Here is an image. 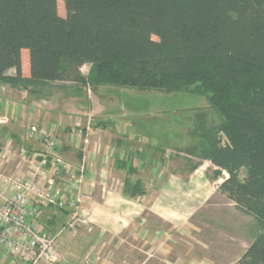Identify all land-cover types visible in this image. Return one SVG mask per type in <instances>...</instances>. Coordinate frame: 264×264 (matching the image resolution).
Segmentation results:
<instances>
[{"label":"trees","instance_id":"obj_1","mask_svg":"<svg viewBox=\"0 0 264 264\" xmlns=\"http://www.w3.org/2000/svg\"><path fill=\"white\" fill-rule=\"evenodd\" d=\"M57 3L0 0V83L33 93L194 86L220 121L188 154L226 175L218 192L253 222L235 264H264V0H63L64 16ZM128 173L124 193L143 196Z\"/></svg>","mask_w":264,"mask_h":264},{"label":"crops","instance_id":"obj_2","mask_svg":"<svg viewBox=\"0 0 264 264\" xmlns=\"http://www.w3.org/2000/svg\"><path fill=\"white\" fill-rule=\"evenodd\" d=\"M14 74V70L7 73L8 76ZM49 92L13 90L0 83V162L7 158L0 167V187L7 189L3 184L4 178L15 175L27 177L32 174L34 167L40 166V156L47 149L43 139L37 134L28 137L31 127L45 131L50 140L57 141L54 152L80 180L73 193L81 198L79 214L88 223L87 227L77 228L75 234L67 231L59 233L70 221L68 209L62 210V207L54 205L41 208L37 226L56 236L58 255L69 264H82L89 247L99 245L101 237H104L107 242H101L99 252L109 242L125 239L135 242L140 259H136L133 264H211L199 254L198 248L204 250L205 245L195 231V220L208 201L204 180L191 181L192 184L182 187L173 186V176L164 175L154 169V166L150 168L144 164L148 167L147 170L140 163L139 170L136 171L137 177L147 173L148 178L153 181L148 183L149 187H143V196L130 198L124 193L122 178L126 177V172L119 174L112 156V139L121 137L106 133L108 126L104 124V139H94L92 133L88 135L89 139H83V144L77 145V141L70 138L74 137L70 128L74 129L77 124L68 117L67 101L60 100V97L56 98L54 93L51 95ZM62 109L66 111L63 112ZM61 118H69L71 121L63 119L65 124L61 122ZM136 152L142 160L145 159V163H154L155 157L153 160L150 157L160 153L159 149L148 144L145 149L142 147L136 149ZM208 166L215 171L212 165ZM43 169L48 176H53L54 167L51 164H46ZM197 171L193 170L190 175H196ZM157 177L161 178V182L154 181ZM69 180L67 171L59 173L54 179V189L58 190L63 200L70 198L66 189ZM79 229H83L84 234L76 237ZM189 234L193 235L192 239ZM0 264L19 263L0 249Z\"/></svg>","mask_w":264,"mask_h":264},{"label":"rangeland","instance_id":"obj_3","mask_svg":"<svg viewBox=\"0 0 264 264\" xmlns=\"http://www.w3.org/2000/svg\"><path fill=\"white\" fill-rule=\"evenodd\" d=\"M57 2L58 14L64 16L63 0ZM23 54L28 70L27 52L24 51ZM90 68V65H84L81 73L87 76ZM66 88L49 90V93H54L56 98L60 97V100L68 103L67 111H62L68 112V117L77 124L74 129L70 128L74 135L70 138L77 141V145L83 144V139L90 138L87 136L88 132L89 135L94 133V139L103 138L102 126L107 124L106 133L121 137L112 139V156L119 174L126 172V177H121L124 182L130 179L128 172L134 170L135 173L131 176L133 183L137 180L144 189L149 187L148 183L153 180L148 178L147 173H143L140 178L136 175L140 163L147 170L148 167L144 164L150 168L154 166V169L164 175L173 176V186L182 187L190 185L191 181L204 180L208 201L206 200L199 211L201 215L195 220L196 236L205 245L204 250L198 248L199 254L211 264H235L251 242L254 226L250 218L237 212L233 204L218 192L217 188L226 175L223 173L220 178L215 179L214 171L206 161L188 154V150L198 141L197 136L203 132L202 128L217 126L220 121L207 100L194 92V86L172 94L138 92L108 86H87L79 91L69 85ZM63 119L71 121L69 118H61V122H64ZM146 144L159 149L160 153L149 156L150 159L155 157L154 163L143 162L145 159L142 160L136 152V149H145ZM193 170L198 171L192 176L190 173ZM244 175L245 170L240 172V178ZM154 181L161 182V178L157 177ZM82 233L83 229H79L76 237ZM189 236L192 239L193 235ZM100 241L107 242V239L101 237ZM101 242L97 245L98 249ZM107 245L98 256L104 262L133 264L136 259H140L135 248L137 244L131 240L113 241Z\"/></svg>","mask_w":264,"mask_h":264},{"label":"built area","instance_id":"obj_4","mask_svg":"<svg viewBox=\"0 0 264 264\" xmlns=\"http://www.w3.org/2000/svg\"><path fill=\"white\" fill-rule=\"evenodd\" d=\"M36 134L43 139L47 149L40 156V166L34 167L32 174L27 177L15 175L4 178L3 184L7 191L0 187V249L19 264H69L56 251V236L40 230L36 222L42 207L54 205L68 209L71 214L69 223L59 233L67 231L75 234L77 228L87 227V221L79 214L82 200L73 193L80 180L54 152L57 141L50 140L45 131L31 127L28 137ZM6 160L0 162V167ZM48 163L54 167L53 176H48L43 169ZM65 171L70 177L69 184L66 185L70 198L63 200L58 190L54 189V179ZM99 251L97 244L89 247L82 264H110L100 260Z\"/></svg>","mask_w":264,"mask_h":264}]
</instances>
